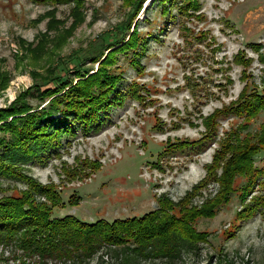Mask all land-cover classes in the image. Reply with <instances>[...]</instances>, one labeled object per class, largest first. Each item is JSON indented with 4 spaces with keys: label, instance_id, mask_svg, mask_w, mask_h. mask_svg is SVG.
Returning <instances> with one entry per match:
<instances>
[{
    "label": "rangeland",
    "instance_id": "1",
    "mask_svg": "<svg viewBox=\"0 0 264 264\" xmlns=\"http://www.w3.org/2000/svg\"><path fill=\"white\" fill-rule=\"evenodd\" d=\"M139 3L142 8L136 14ZM199 4L198 13L182 14L173 7L165 14L161 0H0V109L50 72L65 76L78 64L90 74L96 72L115 50L107 48L108 40L126 43L135 27L148 42L138 70L124 53L118 54L115 65L124 86L138 85L141 100L129 96L102 117L98 130H78L42 160L22 167L25 175L40 185H54L60 193L62 203L54 208V218L74 215L89 223L112 222L142 217L158 210L165 199L177 205L205 178L225 134L243 125V118L224 116L217 134L203 141L206 117L236 101L246 85L262 90L264 0ZM255 44L261 45L260 52ZM239 52L254 60L246 71L234 61ZM29 102L40 104L36 98ZM263 124L264 112L242 136ZM183 142L190 145L176 147ZM95 162L100 163L97 172L90 166ZM255 166L264 168V152ZM69 173L78 177L69 178ZM246 182L236 179L231 202L215 218L195 222L198 233L210 236L185 248L178 259L136 260L124 246L104 245L84 261L56 260L30 254L11 241L0 244V264H264V206L240 215L251 199L243 204L239 198ZM261 189L256 186L254 197L264 195ZM26 190L20 180L0 178V198L18 197ZM218 191V184L210 185L194 205L200 207ZM72 196L81 201L70 204ZM34 198L36 203L47 202L40 195Z\"/></svg>",
    "mask_w": 264,
    "mask_h": 264
},
{
    "label": "trees",
    "instance_id": "2",
    "mask_svg": "<svg viewBox=\"0 0 264 264\" xmlns=\"http://www.w3.org/2000/svg\"><path fill=\"white\" fill-rule=\"evenodd\" d=\"M43 1L52 4L67 2ZM161 3L165 14L173 7H178L182 14L200 12L199 0H161ZM141 8L139 3L136 14ZM201 37H205V34L202 33ZM109 41L107 48L115 47V50L109 52L96 72L90 74V70L84 69L81 64L73 71H65V76L50 72L48 78L41 79L42 83L23 92L10 106L0 109V178L20 180L27 186V190L18 197L0 198V244L16 241L30 254L56 260L84 261L104 245L124 246L136 256V260L178 259L185 248L206 241L210 236L208 233H198L194 224L199 218H215L221 207L231 202L237 178L247 179L239 196L241 202L246 204L251 198L240 215L248 216L264 206V195L254 197L256 186L262 188L261 192L264 191V182H260L264 177V168L255 166L256 158L264 152V124L259 131L247 132L242 136V131L250 128L251 121L264 112L263 81L261 91L256 85H246L236 101L215 110L203 120L207 131L203 141L217 134L219 120L224 116L234 114L243 118V125L225 134L212 162L206 166L205 178L177 205L165 199L158 210L142 217L112 222L100 219L89 223L74 215L53 217L54 208L62 203L60 193L54 185H40L25 175L22 167L42 160L43 156L62 146L66 137L76 136L78 130L86 134L98 130L103 122L102 117L107 116L115 106L123 105L129 96L136 94L135 98L141 100L138 85L124 86L123 74L115 65L118 64V54L124 53L128 54L130 65L138 70L140 57L144 56L148 42L136 27L128 42L118 39ZM253 47L260 52L261 45L255 44ZM259 58L264 64V55ZM234 59L245 71L254 61L247 58L245 52H239ZM228 82L231 83V79ZM30 98L38 99L40 104L34 107L29 102ZM189 145L183 142L176 147L184 149ZM90 166L95 172L100 170L98 162ZM68 177L75 179L78 175L69 173ZM212 184L219 185L218 193L212 198L203 199L200 207L195 206L193 201L203 197V191ZM36 195L44 197L47 202L36 203ZM80 201V197L72 196L69 203L76 205ZM175 209H178V215Z\"/></svg>",
    "mask_w": 264,
    "mask_h": 264
},
{
    "label": "built area",
    "instance_id": "3",
    "mask_svg": "<svg viewBox=\"0 0 264 264\" xmlns=\"http://www.w3.org/2000/svg\"><path fill=\"white\" fill-rule=\"evenodd\" d=\"M9 253H11V251H9ZM104 259H108V255L104 257Z\"/></svg>",
    "mask_w": 264,
    "mask_h": 264
}]
</instances>
